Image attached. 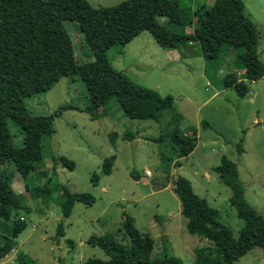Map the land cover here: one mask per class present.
<instances>
[{"label": "rangeland", "instance_id": "1", "mask_svg": "<svg viewBox=\"0 0 264 264\" xmlns=\"http://www.w3.org/2000/svg\"><path fill=\"white\" fill-rule=\"evenodd\" d=\"M87 1L100 8L113 7L125 0ZM242 2L259 33V55L264 62V0ZM180 3L194 13L188 16L183 29H177L187 35L196 26V12L210 10L215 0H180ZM65 27L75 43L77 61L80 64L90 61L91 51L85 47L83 35L73 23L66 22ZM242 53L243 50L224 46L216 60H208L197 44L186 43L170 56L168 49L161 47L149 32H143L124 48L112 49L108 57L117 71L158 91L162 97H173L174 109L164 111L159 121L130 119L115 99L104 114L100 111L103 116L94 120L83 111L90 105V96L79 75L64 77L48 93L19 104L17 108L22 113L34 115H52L67 105L76 108L63 111L55 119V134L43 142L45 160L33 174L31 189L45 186L52 179V183L57 181L71 193L93 195L96 201L91 206L76 203L71 216L64 218L62 191L55 189L50 197L44 193L37 198L26 191L25 182L14 167L2 166V170L12 175L14 190L25 197L29 213L18 210L28 227L16 240L15 249L0 259V264H12L19 255H26L38 264L108 260L104 251L89 245L88 240L92 236L110 235L129 245L124 230L127 216L135 220V228L143 240L152 242L151 246L143 247L145 254L150 253L153 258L166 252L183 264H196L194 250L213 248L214 244L189 234L181 201L173 190L179 176L191 183L198 197L219 211L220 221L238 239L245 223L230 203L232 190L214 169L222 164L223 157L233 161L244 183L247 201L264 216V78L249 83L250 92L245 98L225 86L231 77L239 82L245 80ZM177 112L183 117L181 131L188 135L194 129L197 132L195 151L181 159L168 140L162 143L149 140L169 136ZM9 129L14 145L22 147L21 129L11 121ZM240 148L244 149L243 154ZM63 157L74 163V170L62 165ZM105 166L110 168V174L104 172ZM44 171L47 176L40 177ZM95 175L99 178L96 185ZM61 224L63 237L57 235ZM0 232H4L2 227ZM236 264H264V250L255 248Z\"/></svg>", "mask_w": 264, "mask_h": 264}, {"label": "trees", "instance_id": "2", "mask_svg": "<svg viewBox=\"0 0 264 264\" xmlns=\"http://www.w3.org/2000/svg\"><path fill=\"white\" fill-rule=\"evenodd\" d=\"M199 11L193 32L185 35L177 29H183L188 16L194 13L182 7L180 0H125L113 7L100 8L87 0H0V227L4 230L0 232V259L15 249L16 240L28 227L18 210L29 213L25 197L14 190L12 175L2 170V166L14 167L25 182L26 191L37 198L44 193L50 197L55 189L62 191L64 218L71 216L76 203L91 206L96 201L93 195L71 193L57 181L52 183V179L45 186L31 189L33 174L45 160L43 142L55 134V119L63 111L76 108L67 105L52 115L26 114L17 108L23 101L48 93L64 77L79 75L90 96V105L83 111L94 120L100 119L103 116L100 111L104 114L110 101L115 99L130 119L159 121L164 111L174 109L173 97H162L158 91L133 82L117 71L108 57L112 49L126 47L143 32H149L161 47L169 50L195 43L208 60H216L224 46L243 50L240 59L245 80L239 82L231 77L225 82L240 98L249 94V83L264 78L260 36L245 13L242 0H215L210 10ZM66 22L73 23L83 35L85 47L91 51L90 61L83 64L77 61L76 46L66 30ZM182 119L177 112L174 130L169 136L149 139L156 143L168 140L178 159L190 156L197 147L196 130L191 135L182 132ZM10 121L22 131V147L13 143ZM239 151L244 153L242 148ZM60 162L74 170V163L68 159L60 158ZM104 172L110 174V168L105 166ZM214 172L232 190L230 203L245 223L238 239L220 221L219 211L198 197L186 178L177 177L173 190L181 201L189 234L214 244L213 248L195 249V263L236 264L255 248L264 250V216L247 201L244 183L233 161L223 157ZM46 176V171L40 175ZM98 180L95 175V185ZM124 230L130 241L127 246L110 235L92 236L88 244L102 249L108 260L89 259L86 264H183L166 252L153 258L150 253L145 254L143 247L151 246L152 242L143 240L133 218L126 217ZM57 235H65L62 224ZM68 242L74 245L73 241ZM12 264L38 263L19 255Z\"/></svg>", "mask_w": 264, "mask_h": 264}, {"label": "crops", "instance_id": "3", "mask_svg": "<svg viewBox=\"0 0 264 264\" xmlns=\"http://www.w3.org/2000/svg\"><path fill=\"white\" fill-rule=\"evenodd\" d=\"M139 37V36H138ZM135 40V39H134ZM190 44H192V43H190ZM180 50V48H178V49H175V50H169L168 49V51H169V54L168 55H170L171 56V54L173 55L174 54V52H177L178 53V51ZM181 57V56H180ZM14 185V184H13ZM21 192V191H20Z\"/></svg>", "mask_w": 264, "mask_h": 264}, {"label": "built area", "instance_id": "4", "mask_svg": "<svg viewBox=\"0 0 264 264\" xmlns=\"http://www.w3.org/2000/svg\"><path fill=\"white\" fill-rule=\"evenodd\" d=\"M148 174H150V173H148Z\"/></svg>", "mask_w": 264, "mask_h": 264}]
</instances>
